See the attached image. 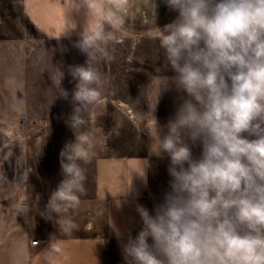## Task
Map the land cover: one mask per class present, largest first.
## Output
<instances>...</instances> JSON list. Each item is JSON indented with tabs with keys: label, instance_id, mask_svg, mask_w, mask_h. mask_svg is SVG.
Returning <instances> with one entry per match:
<instances>
[{
	"label": "clouds",
	"instance_id": "9594fccd",
	"mask_svg": "<svg viewBox=\"0 0 264 264\" xmlns=\"http://www.w3.org/2000/svg\"><path fill=\"white\" fill-rule=\"evenodd\" d=\"M164 2L176 15L156 28L153 39L163 51L165 73L173 74L151 79L148 137L149 154L169 159L170 191L154 214L137 205L142 228L121 240L124 262L264 264V0ZM68 7L86 10L87 24L74 46L87 60L69 66L77 83L66 123L75 141L60 152L64 178L40 212L45 219L74 206L83 191L82 164L95 154L89 105L104 85L95 65L106 43L121 39L105 32L110 20L103 0H66L64 15ZM69 27L65 15L61 34ZM171 89L178 93L175 112L161 125L154 114ZM59 95L67 99L69 93L60 87ZM197 144L199 157L193 155ZM29 211L26 204L16 206L17 215L27 218Z\"/></svg>",
	"mask_w": 264,
	"mask_h": 264
},
{
	"label": "rangeland",
	"instance_id": "374dc122",
	"mask_svg": "<svg viewBox=\"0 0 264 264\" xmlns=\"http://www.w3.org/2000/svg\"><path fill=\"white\" fill-rule=\"evenodd\" d=\"M105 32H115L121 39L109 40L104 46L106 54L95 65L104 77L88 113L87 130L93 133L95 154L82 164L83 191L77 193L78 202L60 212L71 213L60 227L79 228L82 222L74 214L82 213L93 229L58 230L57 221L45 219L40 212L64 178L60 152L66 143L75 141L66 123L77 83L69 66L85 65L87 55L74 46L80 38L44 34L33 23L25 0H0V264H29L32 247L77 236L100 244L114 264H125L120 242L126 239L111 234L103 217L94 211L99 166L106 159L150 157V213L154 214V207L170 191L169 159L149 154L148 137L153 123L148 112L154 96L151 79L167 71L163 51L153 37H125L110 22L105 23ZM59 71L63 73L60 85ZM60 87L69 93L67 99L59 95ZM177 96L171 89L160 97L154 114L159 124L165 125L174 114ZM119 103L131 107L134 118ZM200 152L199 144L194 145L193 155L199 157ZM107 202L103 199L101 207ZM18 204L30 209L27 218L16 214Z\"/></svg>",
	"mask_w": 264,
	"mask_h": 264
},
{
	"label": "crops",
	"instance_id": "0c3cea01",
	"mask_svg": "<svg viewBox=\"0 0 264 264\" xmlns=\"http://www.w3.org/2000/svg\"><path fill=\"white\" fill-rule=\"evenodd\" d=\"M33 23L47 36L79 39L87 24L86 10L68 7L65 15L71 27H65L66 0H25ZM104 11L110 23L128 38L153 37L157 27L170 23L176 13L169 10L164 0H103ZM61 34V36H60ZM143 168V175L142 174ZM98 198L94 211L103 217L111 234L126 239L135 236L142 228V220L136 211L137 205L148 209L152 188V162L147 155H131L123 159H106L99 166ZM108 201L105 208L102 200ZM102 208V210H100ZM104 211V212H102ZM58 230H92L82 213L79 228L64 226L66 216L52 213ZM54 221V222H55ZM67 222V221H66ZM29 264H114L113 259L100 244L86 237H69L52 240L38 249L32 247Z\"/></svg>",
	"mask_w": 264,
	"mask_h": 264
},
{
	"label": "bare ground",
	"instance_id": "6f19581e",
	"mask_svg": "<svg viewBox=\"0 0 264 264\" xmlns=\"http://www.w3.org/2000/svg\"><path fill=\"white\" fill-rule=\"evenodd\" d=\"M119 107L122 108L127 113V115L134 118V114H133L131 107H129L125 103H119Z\"/></svg>",
	"mask_w": 264,
	"mask_h": 264
}]
</instances>
